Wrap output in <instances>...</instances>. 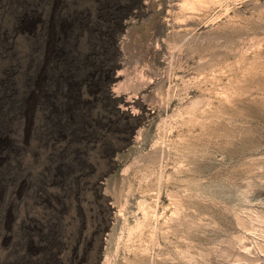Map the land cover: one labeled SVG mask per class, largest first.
<instances>
[{"label":"rangeland","instance_id":"374dc122","mask_svg":"<svg viewBox=\"0 0 264 264\" xmlns=\"http://www.w3.org/2000/svg\"><path fill=\"white\" fill-rule=\"evenodd\" d=\"M0 264H264V0H0Z\"/></svg>","mask_w":264,"mask_h":264}]
</instances>
